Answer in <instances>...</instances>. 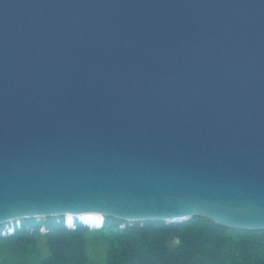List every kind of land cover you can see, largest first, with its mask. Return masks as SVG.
I'll return each mask as SVG.
<instances>
[{"label": "water", "instance_id": "95a60500", "mask_svg": "<svg viewBox=\"0 0 264 264\" xmlns=\"http://www.w3.org/2000/svg\"><path fill=\"white\" fill-rule=\"evenodd\" d=\"M92 214L264 229V0H0V225Z\"/></svg>", "mask_w": 264, "mask_h": 264}, {"label": "trees", "instance_id": "16d2710c", "mask_svg": "<svg viewBox=\"0 0 264 264\" xmlns=\"http://www.w3.org/2000/svg\"><path fill=\"white\" fill-rule=\"evenodd\" d=\"M60 218H47L45 233L28 219L33 231L0 236V264H264V229L230 228L201 216L168 224L107 216L101 229H68Z\"/></svg>", "mask_w": 264, "mask_h": 264}, {"label": "built area", "instance_id": "2783aa9c", "mask_svg": "<svg viewBox=\"0 0 264 264\" xmlns=\"http://www.w3.org/2000/svg\"><path fill=\"white\" fill-rule=\"evenodd\" d=\"M27 220L28 219L21 218V219L11 220L5 224H2V227H0V236L8 237L21 230L33 231L35 227L34 225H38L39 231L41 233H45L48 231L47 225L45 224V221L47 220V218L45 217L32 218V220L34 221L33 223L34 225H32L31 223L30 224L27 223L26 222ZM55 221L56 223H60L61 218L55 217ZM63 224L68 229H75L77 226L81 225L90 230H97L103 227L104 218H102V221L100 222H95L92 218H90L89 215H81L76 218H74L73 216L69 218L67 215L63 217ZM120 227H125V223H122Z\"/></svg>", "mask_w": 264, "mask_h": 264}, {"label": "bare ground", "instance_id": "6f19581e", "mask_svg": "<svg viewBox=\"0 0 264 264\" xmlns=\"http://www.w3.org/2000/svg\"><path fill=\"white\" fill-rule=\"evenodd\" d=\"M90 218H92L95 222H100L102 221V216L100 215H97V214H92V215H89ZM68 217L70 218L71 215H68Z\"/></svg>", "mask_w": 264, "mask_h": 264}]
</instances>
